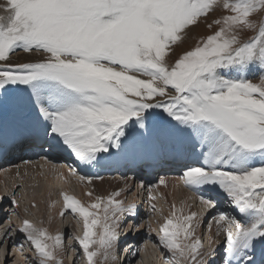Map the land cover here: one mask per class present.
<instances>
[{"label":"snow or ice","instance_id":"6c2138e0","mask_svg":"<svg viewBox=\"0 0 264 264\" xmlns=\"http://www.w3.org/2000/svg\"><path fill=\"white\" fill-rule=\"evenodd\" d=\"M217 8L228 14L207 25L216 30L173 62L191 27ZM0 12V114L12 121L0 150L68 151L83 165H99L111 162L102 154L125 151L132 133L159 121L161 136L187 134L200 145L203 162L185 166L183 184L222 190L238 213L215 218L223 264H264V20L253 19L264 0H5ZM243 30L256 34L242 41ZM17 51L43 58L9 63ZM61 195V215L71 210L83 221L76 240L87 264L115 262L118 229L136 206L116 199L119 192L87 206ZM199 201L217 207L211 196ZM172 209L158 229L159 246L175 264H211L216 249L203 252L193 239L196 214ZM19 231L38 264H58L59 234L28 220Z\"/></svg>","mask_w":264,"mask_h":264},{"label":"rangeland","instance_id":"374dc122","mask_svg":"<svg viewBox=\"0 0 264 264\" xmlns=\"http://www.w3.org/2000/svg\"><path fill=\"white\" fill-rule=\"evenodd\" d=\"M4 2H5V0H0V4H3ZM0 14H3V13L0 12ZM226 14H228V13H225L221 8H217L213 12H211L207 17H202L200 22L196 26L191 27V29L188 31L187 36L185 37L183 43H181L179 46H177L175 48L176 55L173 58V62H174V59L178 58L179 54H181L183 51L191 50V48L195 47L198 39L212 34L216 30L217 26L213 25V27L211 29H209L207 27V25L212 23V21L214 19H217V18H219L223 15H226ZM253 19L256 20L257 22L264 20V13H259V14L254 15ZM255 34L256 33L253 30H243L239 33V36H240V39L242 41H244V40H248L250 37L254 36ZM20 56H31L34 59H32V61H29V60L19 61L18 58ZM42 58H43V55L41 53H37L35 51H33L32 53H24L23 51H17L16 53H14L10 57L11 61H9V63H12V64L27 63V61L36 62ZM3 64H4V62H0V66H3ZM248 78L251 79L254 83L258 82V76L249 75ZM16 87L25 93L30 92V90H26L25 86H16ZM157 99L163 100L164 98L158 97ZM153 111L160 112L161 110L155 109ZM162 115H164L166 117V114H162ZM0 119L4 121V124L2 126L3 131L0 130V132H2L4 134L6 132V130L11 131L12 130L11 117L7 116L5 114H0ZM168 119H170V118H168ZM173 123H175V122H173ZM160 127H161V125H160L159 121L146 122V127L144 129H137V131L135 133H132L130 136H132L134 139H136V138H139L138 133H140L141 138L138 142H142L141 144L143 145L144 143L145 144L149 143V142H147V137L152 138L151 134L160 135V132H159ZM8 131H7V133H8ZM173 134H174V132L172 133V135ZM182 135L186 140L191 139L190 137H188L187 134H182ZM173 136L176 139L180 138V137H175L176 134ZM167 137L165 139H167ZM176 141L177 140L174 141V143H175L174 145L176 147L180 146V143H177ZM140 146L138 145V148L136 147V150L139 151L141 149V151L143 152L146 148L143 150L142 148H140ZM197 148L198 147H196V149ZM147 149H149V148H147ZM119 152L121 154L126 153L125 151H123V152L119 151ZM133 153L134 152H132V154ZM113 156L116 157V154L112 153V155H108L110 161L115 160V159H113ZM132 156H134L133 159H138V158H135V155H132ZM136 156L141 157L142 155H136ZM77 169L78 170L80 169V165H79V167H77L75 169L76 172H77ZM71 170H72V168H71ZM73 171H74V169H73ZM77 174H80V173H77ZM77 174H74L73 177L76 176L77 181H79V179H78L79 176H77ZM127 177H128V174L122 176V178H124V179ZM85 178L91 179L92 177L90 175H86ZM59 179L62 180L60 177H58L56 180L51 179V181L56 186V188H55L56 190L54 189L55 192L53 190V194H52L53 195L52 199L55 202L63 200V196L60 194L61 192H58L59 188L67 189L68 192L70 193L68 196L73 197L79 201H80L79 198H83V196L85 195L86 192L91 191V187L88 184L86 186H79V184H77L76 181L72 182V183H66L65 181H60ZM32 181L35 184H36V182H38L41 185L44 182L45 183L47 182V180L43 176L34 177V179ZM99 183H101L100 185L103 184L102 182H99ZM138 183H139V181L135 180L134 183L124 192V195L122 194L123 192H121L120 195L118 197H116V199L122 201L124 203V205L134 204L136 199H138V201L141 200V196L144 197L145 195L141 194V191L140 192L137 191L136 186L138 185ZM159 183H160V181H159ZM159 183L158 182L153 183V184L148 183V186L149 187H151V186L154 187L155 185L158 186ZM69 184H70V186H69ZM61 185H62V187H60ZM121 187L123 188V185H121ZM180 187L182 189H184L186 192L190 191L192 193L191 189L186 187L185 185H182ZM216 190H217V192H222V190H219V189H216ZM17 192L20 194V196L18 197V198H21L19 200L20 202L17 200V197H16V195L18 194ZM24 192L25 191L23 190V193ZM116 192H119V189H118V191L116 189ZM155 194H154V196L150 197L149 199L147 197L146 200L150 201V199H152V202L154 204L157 203L159 207L157 206V204H155L154 209H153V207L147 208L148 212L146 214L144 213L145 215L140 210V213H138L137 218L132 217L131 221L129 218H127V217H129L128 215L125 216V219L122 222V226L118 229V231L120 232V236H119L118 247H117L118 249H117L116 255L118 257V254H119V257L112 264H127V263L128 264L129 263L130 264H138L140 262L139 258H141L140 257L141 253L144 254V251L142 250V248H143L142 245H143V240H146V239H147L146 240L147 245L149 247L148 251L150 253L148 251L147 252H148V254H151L149 256L150 258L148 257V259H149L148 262H150V264H152V263L153 264H157V263L169 264V262H171V264H175L174 261H171V254L168 253L166 249H162L159 246V236L157 235L158 231H156V232L154 231L156 226H157L156 229H159L160 225L163 224L164 218L170 216L172 210H171V206H170L169 202H171V200L170 199L167 200V198L165 199V198H162L161 196L159 197V193L157 190H155ZM21 195H22L21 194V188L17 189L15 192L14 198H15V201L17 202L18 209H16V203H12L13 196H9L7 198L9 200L8 202H7V200L3 201V199L0 196V264H17V263H19V264H24V263L25 264H38V260H37L36 255H35V250L30 247V245H29L30 242L27 241L25 234L19 231V229L22 227V222L24 221L25 218H28L27 220L33 225V227H35L37 229H43L46 231L45 228H47L48 229L46 231L47 233L50 231L49 227H51L50 226L51 223L49 224L48 218L49 219L51 218L50 219L51 221L53 220V222L55 224L60 225L62 227L67 226L66 224H68L69 222L72 223V225L74 226V231L70 230L69 228H64V230L62 229L59 232V235L62 237L63 245L61 248L56 249V251H55L56 259L58 261V264H62L64 261L67 262V264H87V260L84 257L83 250L80 248V245L78 244V242L76 240V237H79L80 235L82 236L81 232L83 230V221L80 217H78L79 215L73 214L71 212V210L66 211L63 216L61 214H59V215L56 214L53 210L50 209V204H46V202L41 198L40 195H38L36 205L34 204L32 207H29V203H27L26 206L23 207L22 203L23 202L25 203L26 197H25V194H24V196H21ZM193 195H194V193H193ZM108 196H106V198ZM216 198L219 199V197H217V195H216ZM222 199L223 200H219L218 202L215 200L217 203V208H218V210L221 209L223 212L227 213V211L224 210V207L228 206V208L231 209L232 208L231 204L228 202L227 197L225 195L222 197ZM179 200L180 201H177V203H172V204L173 205L179 204V203L181 204L183 202L182 201L183 199H179ZM80 202L82 203L83 200ZM82 204L84 205V203H82ZM182 205H184V204H182ZM190 205H192V208H195V210L198 211V213L206 211V210L208 211V209L205 210L204 206L201 205V203H199V202L195 203L194 200L190 201ZM182 209H183V206H182ZM93 211H95V210H93ZM227 215L233 216L231 214H227ZM217 216H218L217 212L210 214L208 216V218L205 219L206 223L204 225H202V227H201L202 230H200V232L198 231V229L196 227L197 225L194 224V226H193L195 228V231L199 232V234L204 239L202 242V245L204 246V249L202 250L203 252H208L210 249L214 248L213 245L215 246L218 243V239H217V236L215 234L217 227H216V224L214 221ZM157 222H158V224H157ZM11 223H12V226H11ZM15 226H16L17 230H14ZM141 230H143L141 237L135 238V234L140 232ZM208 233H209V235H208ZM15 234H17V235L15 236ZM129 234H130L131 238L135 239L134 244L131 243L134 245V249L132 250V254H131L132 258L128 262L127 261L125 262L126 257L123 256V255H125V254H123V252L125 250L124 245L127 242H129V240L131 239L128 236ZM149 234L154 235V238H153V236L151 238V235H149ZM54 236H56V234ZM201 236H199V237H201ZM207 240H208V242H207ZM45 242L49 243V244L52 243V241H45ZM218 247H219L220 251H222L224 253L223 241L221 242V244ZM14 251H16V252H14ZM140 251H141V253H140ZM24 256H25V258H24ZM215 256L216 255L209 257L208 259L210 261L214 260V259H216ZM19 260H20V262H18ZM96 260H97V264H105V263L111 264V261H108V262L103 261L102 262L101 257H97ZM143 260L144 259L142 257L141 261L143 262Z\"/></svg>","mask_w":264,"mask_h":264},{"label":"bare ground","instance_id":"6f19581e","mask_svg":"<svg viewBox=\"0 0 264 264\" xmlns=\"http://www.w3.org/2000/svg\"><path fill=\"white\" fill-rule=\"evenodd\" d=\"M18 59H19V61H25V60L32 61V59H34V58L31 57V56H20ZM29 61H27V62H29ZM3 124H4V121L0 119V130L1 131H3L2 130ZM7 131L8 130H6V132ZM11 132H12V130L8 131V134L10 135ZM175 134H176L175 137H180V138H177V139L174 138L173 135H175ZM151 135H152V138L147 137V142H149V143L145 144L143 142L144 143L143 145L141 144L142 142H138L140 140V138H141L140 137V133H138V137L139 138H136V139H134L132 136H130L129 140L127 142L128 143V148L125 150L126 153L121 154L119 152V150L111 149L110 153L102 154V155H105V156L112 155V153L116 154V157L113 156V159H115L117 161L114 160L115 161L114 163H112L111 165H105V166L102 163L99 164V165H95V164H93V165H83L79 161H77L75 159V157L73 155H71L68 151H59V152H61V155L57 156L58 160L55 163H52V162L51 163H48V162L47 163H41V162L38 163L36 160L33 161V160L26 159V158H16V156L13 155L11 157V159L5 160V161L2 162V164H0V196L3 199V201L7 200V202H8L9 200L7 198L9 196H13V193L15 194L16 190L21 188V194H22L21 196H24V194H25V197H26L25 203L24 202L22 203L23 207L26 206L27 203H29V207H32L34 204L36 205L37 204L36 202H37L38 195H40L41 198L46 202V204H50V209L53 210L56 214L59 215V214H61V211L63 210L64 201L63 200L62 201H58V202L57 201L56 202L53 201V199H52L53 195L52 194H53V190L56 188V186L51 181V179H55L56 180L58 177H60L62 180H60V179L59 180L60 181H65L66 183H72V182L76 181V183L79 184V186H86L87 184L90 185L91 191L86 192V193H91L92 195L89 196V195H86V193H85L83 198H79L80 201L83 200L82 203H84V206H87L89 203L94 202L96 197H104V198H106V196L111 195L112 193L116 192V189H117V191L119 189V193L123 192L122 194L124 195V192L136 180V181H139L138 185L136 186L137 191H139V192L141 191V194H143L145 196L144 197L141 196V200L138 201V199H136V201L134 202V205L136 206V212H137V214L134 217L137 218L138 213H140V210H141V212L143 214L144 213L146 214L148 212L147 208H149V207L152 208L153 206H155V204H157V203L154 204L152 202V199H150V201L146 200L147 197L149 199L150 197L154 196L155 190H157L158 193H159V197L161 196L162 198H165V199L167 198V200H169V199L171 200V202H169L170 206H171V210H173L172 209V206H173L172 203H177V201H180L179 199H183L182 200L183 202L181 204L180 203L179 204H175V208H176V211H177V216H183V215H187V214H190V213H195L196 217L192 221V224H193V226H194V224L197 225V221H200L199 226H196L198 231L200 232V230H202V228H201L202 225H204L206 223L205 219L208 218V216L210 214H213V213H216V212L219 215V213L222 210L221 209L218 210V208L216 207L215 210H208L207 211L205 209L207 212L203 211V212L198 213V211H196L195 208H192V205H190V201L194 200L195 203H197V202L200 203L199 198H198L200 196V194H201L200 191L201 192L205 191L207 197L211 196L214 200H216L218 202L219 200H223L222 197L224 195L226 196V194H224L223 192H217L216 189L210 190V188L208 186L199 188L197 190H193L192 189L191 190L192 193L190 191L186 192L184 189H182L180 187V186L184 185V184H182L183 182L181 183L182 184L181 185L178 182V179H176L175 177H172L171 175H166L164 177H161L160 181L164 180L166 183L165 184L159 183L158 186L155 185L154 187L153 186L149 187L148 183L143 182V180H142V178H140V176H134L132 174H128V177L125 178V179L122 178V175L115 176V177L114 176H104V177L100 178V176L102 174H104V172H105V169H102V168H108V167L113 168V169L110 170L112 172V171H115L116 167L120 165V162H122L121 160H125V162L127 164H128L129 160H130L129 163L136 162V160L132 161L133 157H134L132 155H135V158H139L140 157V156H136V155H143V152L141 151V149L139 151L136 150V147L138 148V145L139 146L141 145L140 148H142L143 150L145 148L146 149L149 148V149H153L154 152H156V153L161 152V153H163L162 155L164 157H168L170 154L177 155L176 153H180L182 155L183 161L187 162L189 164V166H192V165L194 166L195 164H196V166H198L200 163L202 164L203 156L201 155L200 145L196 144V142H195V140L193 138L186 140L183 137L182 134L175 133V132H174L173 135L171 134L168 137L166 136L167 139H165L166 137L161 136V135H156V134H151ZM175 140H177L176 141L177 143H180V146L176 147L174 145L175 144L174 143ZM194 144H195V148L193 147ZM196 147H198V148L196 149ZM132 152H134V153L132 154ZM188 155L191 158H188ZM141 158H142V156H141ZM141 158H139V159H141ZM139 159H137V160H139ZM188 159H190L191 162H190V160L186 161ZM25 161H28V162L26 163ZM79 165H80V169L79 170L77 169V172H76L75 169L77 167H79ZM71 168H72V170H71ZM73 169H74V171H73ZM183 170H185V168ZM77 173H80V174H77ZM74 174H77V176H79L78 177L79 181H77L76 176L73 177ZM86 175H91L92 178L91 179L85 178ZM37 176L38 177L39 176L40 177L43 176L47 180V182L46 183L44 182L41 185V184H39L38 182L35 181L36 182V184H35L32 180L34 179V177H37ZM81 177H84V179L81 180ZM99 182H102L103 184L100 185L101 183H99ZM121 185H123V188L121 187ZM141 185H143V186H141ZM69 186H70V184H69ZM60 187H62V185ZM23 190L25 191L24 193H23ZM55 190H54V192H55ZM58 192H61L60 194H62V193L67 194V195L70 194L68 192V190L65 189V188H59ZM195 192H196V194H195ZM193 193H194V195H193ZM216 195H217V197H219V199L216 198ZM19 196H20V194L18 193L16 195L18 201L21 199V198H18ZM182 204H184V205H182ZM157 206H158V204H157ZM182 206H183V209H182ZM231 207H232V205H231ZM16 209H18L17 202H16ZM224 210L227 211L226 214H231L233 216H238V213L233 212L232 208L229 209L228 206L224 207ZM128 216L129 217H127V218H129L130 221H131L133 216L130 215V214H128ZM27 219L28 218H25L24 220H27ZM50 219L48 218L49 224L51 223V225H50L51 227H49L50 231L48 233L46 232L48 235H51V236H54L55 234L57 235V234H59V232L62 229L64 230V228H69L70 230L74 231V226L72 225V223L69 222L68 224H66L67 226H65V227L63 226L62 227L60 225L55 224L53 222V220L51 221ZM157 224H158V222H157ZM11 226H12V223H11ZM156 228H157V226H156ZM156 228L154 229L155 232L158 231V229H156ZM45 229H46V231L48 230L47 228H45ZM14 230H17L16 226H15ZM143 230H141L140 232L136 233L135 234V238L136 237H141ZM97 231H99V230L97 229ZM199 232L195 231V236L193 237V239L198 238L199 236H201L199 234ZM81 233H83V230H82ZM215 234L217 236L218 243L215 246L212 244L213 247H214L212 249H216V252H215L216 259L211 260V264H220L221 260L219 258V254H220V252L222 254V251H220L218 246L223 241V234L217 235V229H216V233ZM16 235L17 234H15V236ZM149 235H151V238H152V236L154 238V235H152V234H149ZM208 235H209V233H208ZM128 236H129V238H131L130 234ZM199 239L201 240V242H203V240H204L202 238V236L199 237ZM134 240L135 239L131 238L129 240V242H127L124 245L125 246V250H124L123 254H125V255H123V256L126 257V258L124 257L125 258V262L126 261L128 262L132 258L131 254H132V250L134 249V245H133L134 244ZM146 240H143V245H142L143 248H142V250L144 251V254H142L141 251H140V253H141L140 257L141 258H139L140 262L138 261L139 262L138 264H145V263L146 264H150V262H148V260H149L148 257L151 254H148V252H149L148 248L149 247L147 245ZM190 241L191 240H189L188 243H190ZM207 242H208V240H207ZM131 243H133V244H131ZM203 249H204V246L202 245V250ZM14 252H16V251H14ZM118 257H119V254H118ZM142 257L144 259L143 262L141 261ZM24 258H25V256H24ZM18 262H20V260ZM112 263H114V262H111V264ZM17 264H19V263H17ZM62 264H67V262L64 261ZM105 264H108V263H105ZM157 264H159V263H157Z\"/></svg>","mask_w":264,"mask_h":264}]
</instances>
